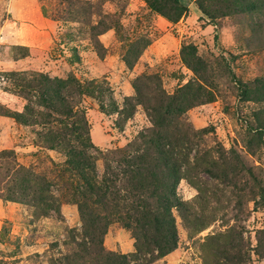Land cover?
<instances>
[{
    "label": "rangeland",
    "instance_id": "1",
    "mask_svg": "<svg viewBox=\"0 0 264 264\" xmlns=\"http://www.w3.org/2000/svg\"><path fill=\"white\" fill-rule=\"evenodd\" d=\"M41 12L49 39L0 49L21 61L0 71V112H24L12 74L74 78V120L84 118L98 175L110 152L155 156L156 98L167 106L189 83L204 98L158 132L183 163L177 243L164 255L122 212L88 203L82 215L66 155L40 126L0 115V264H115L103 253L128 264H264V0H44Z\"/></svg>",
    "mask_w": 264,
    "mask_h": 264
},
{
    "label": "trees",
    "instance_id": "2",
    "mask_svg": "<svg viewBox=\"0 0 264 264\" xmlns=\"http://www.w3.org/2000/svg\"><path fill=\"white\" fill-rule=\"evenodd\" d=\"M23 75L12 74L13 77L18 76L15 78L17 94L26 101L24 112H0V115L12 118L23 126H40L44 130L40 135L42 142L66 155L69 168L82 182L78 195L82 215L88 203L104 212H122L125 216L119 219L120 222L128 224L129 218H132L129 221L140 226L144 234L148 230L153 232L154 236L148 244L152 249L162 255L170 252L177 243L171 209L177 201L176 187L182 178L180 171L183 163L178 158L180 154L174 152L175 148L166 150L173 146L167 137L158 132L173 123L174 119H170L172 113L178 120L184 110L203 100L204 95L193 92L198 85L189 83L175 95L167 96V106L163 105L161 97L155 99L153 107H148L154 129L146 132L157 133L158 139L152 141L162 140L160 145H155V156L147 150L141 154L137 150L130 151L131 146H128L126 150L110 152L105 159L103 173L98 175L85 144L88 132L84 118L74 120L79 114L77 99L83 94L80 84L74 78L51 79L42 74H27L25 78ZM137 92L139 95L140 91ZM177 133L182 131L177 129ZM146 138V134L140 136L141 140ZM108 223L109 220H105L101 235ZM134 258H137L136 255ZM102 259L105 263L128 264L127 257L122 255L103 253Z\"/></svg>",
    "mask_w": 264,
    "mask_h": 264
},
{
    "label": "crops",
    "instance_id": "3",
    "mask_svg": "<svg viewBox=\"0 0 264 264\" xmlns=\"http://www.w3.org/2000/svg\"><path fill=\"white\" fill-rule=\"evenodd\" d=\"M44 0H0V49L36 46L33 39H49L50 23L42 15ZM0 71L18 70L21 61L3 58ZM6 119L0 118V123ZM3 130V129H2Z\"/></svg>",
    "mask_w": 264,
    "mask_h": 264
}]
</instances>
